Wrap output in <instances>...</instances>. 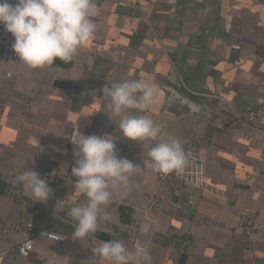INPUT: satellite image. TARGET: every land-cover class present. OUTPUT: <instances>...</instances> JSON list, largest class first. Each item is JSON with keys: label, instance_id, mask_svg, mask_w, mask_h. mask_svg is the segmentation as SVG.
<instances>
[{"label": "crops", "instance_id": "crops-1", "mask_svg": "<svg viewBox=\"0 0 264 264\" xmlns=\"http://www.w3.org/2000/svg\"><path fill=\"white\" fill-rule=\"evenodd\" d=\"M93 37L72 57L33 68L0 53V264H109L92 249L118 240L149 253L141 264H264V0H95ZM139 80L155 102L127 114L150 117L157 140L122 137L118 119L97 99L106 84ZM110 86V85H109ZM179 95L203 105L192 113ZM106 103V102H105ZM109 135L117 152L141 164L159 139L174 137L201 156L204 185L161 181L146 168L112 190L95 233L74 240L67 211L85 201L74 188L71 132ZM48 170L52 194L37 202L17 177ZM61 170H66L61 174ZM34 229L27 256L17 245Z\"/></svg>", "mask_w": 264, "mask_h": 264}, {"label": "clouds", "instance_id": "clouds-1", "mask_svg": "<svg viewBox=\"0 0 264 264\" xmlns=\"http://www.w3.org/2000/svg\"><path fill=\"white\" fill-rule=\"evenodd\" d=\"M95 0H0V24L14 38L15 54L26 65L37 68L51 65L56 59L71 61L78 49L94 35L97 15ZM110 85V86H109ZM97 99L117 117L122 137L131 141L157 140L162 129L150 117L127 114L129 109H145L156 99V90L147 82L131 80L106 84ZM106 102V103H105ZM109 135H80L75 145V164L71 174L74 188L85 197L67 215L76 222L72 233L80 240L95 233L101 221L110 216L102 209L108 205L112 190L127 187L130 177L145 168L161 174L183 171L188 163L182 144L174 137L159 139L142 157V166L118 156L115 140ZM73 142V141H72ZM66 170H61L63 174ZM17 181L37 202H46L52 189L40 174L28 168ZM93 256L109 264H141L149 253L137 247L129 250L121 241L102 242L92 249Z\"/></svg>", "mask_w": 264, "mask_h": 264}, {"label": "built area", "instance_id": "built-area-1", "mask_svg": "<svg viewBox=\"0 0 264 264\" xmlns=\"http://www.w3.org/2000/svg\"><path fill=\"white\" fill-rule=\"evenodd\" d=\"M17 0H9V3L15 4ZM14 38L12 35L5 31L3 24H0V53L5 57L14 58L17 57L11 45ZM264 113V101H260L256 104H249L245 108V117L247 120L252 121L257 117L261 116ZM69 140L72 143H75L77 140V130L74 129L71 132ZM186 154L188 163L186 164L183 171L172 172L167 175L153 172L151 169L146 168L155 177L161 181H168L172 178L180 179L184 182H187L192 185L194 189H201L204 185V173L202 170V161L199 151L192 146H183ZM118 153L119 157L122 155ZM123 158V157H122ZM142 164V161H141ZM49 171L44 170L41 174V178L44 179L49 186ZM27 230L30 232L18 245L17 252L21 256H27L33 249V237L40 236L53 241H60L62 239L61 235L55 231L48 229H34V226L31 222L26 224ZM247 232H261L264 233V221L253 222L250 227L246 230Z\"/></svg>", "mask_w": 264, "mask_h": 264}, {"label": "water", "instance_id": "water-1", "mask_svg": "<svg viewBox=\"0 0 264 264\" xmlns=\"http://www.w3.org/2000/svg\"><path fill=\"white\" fill-rule=\"evenodd\" d=\"M178 101L192 113H203L205 111V107H203V105L197 104L187 97L179 95Z\"/></svg>", "mask_w": 264, "mask_h": 264}]
</instances>
